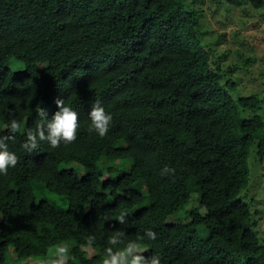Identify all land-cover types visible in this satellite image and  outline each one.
I'll list each match as a JSON object with an SVG mask.
<instances>
[{
    "label": "trees",
    "instance_id": "1",
    "mask_svg": "<svg viewBox=\"0 0 264 264\" xmlns=\"http://www.w3.org/2000/svg\"><path fill=\"white\" fill-rule=\"evenodd\" d=\"M201 37L190 0H0V135L12 119L35 130L36 108L51 118L57 99L80 118L76 141L56 149L26 153L24 132L8 141L19 163L0 175V264H40L65 242L68 264H102L116 231L145 229L157 239L143 255L161 264H264L245 200L252 161H264V91L240 82L255 58L225 64ZM96 101L113 116L104 138L87 130ZM35 183L66 205L37 198Z\"/></svg>",
    "mask_w": 264,
    "mask_h": 264
},
{
    "label": "rangeland",
    "instance_id": "2",
    "mask_svg": "<svg viewBox=\"0 0 264 264\" xmlns=\"http://www.w3.org/2000/svg\"><path fill=\"white\" fill-rule=\"evenodd\" d=\"M190 1L194 2L201 12L202 43L213 40L214 52L219 54L220 60L225 64L241 63L242 55L253 56L255 59L252 67L250 71L244 70L245 77H242L240 82L250 91L258 92L261 89L264 91L261 85L252 89L253 83L264 82V60L260 59L264 50V6L253 7L246 0H242L238 5L227 0ZM7 64L12 70L24 67L23 63L15 58H11ZM100 165L103 167L104 163ZM251 170V180L247 189L250 193L245 200L258 220V234L264 237V161L258 163L252 161ZM34 193L37 198L45 197L59 206L66 205L64 196L48 191L45 187H41L40 183L34 184ZM191 204H196L194 199L193 202L191 200ZM186 216V208H184L172 214L169 219H185ZM198 228L204 235L203 226L199 225Z\"/></svg>",
    "mask_w": 264,
    "mask_h": 264
},
{
    "label": "clouds",
    "instance_id": "3",
    "mask_svg": "<svg viewBox=\"0 0 264 264\" xmlns=\"http://www.w3.org/2000/svg\"><path fill=\"white\" fill-rule=\"evenodd\" d=\"M23 69V68H21ZM20 70V69H19ZM58 110L48 117V112L44 107L36 108V115L39 121L35 130L25 129L22 122L12 119L9 123L3 125L11 135H0V175L7 176L9 168H15L19 163V157L13 151L9 150L8 141L14 139L15 134L24 132L26 138L21 147L26 153H32L37 150L41 142H48L51 148L56 149L63 142L65 145L74 143L77 139L80 128L79 113L71 105L65 103V100L57 99ZM90 125L88 132H95L100 138L108 135L113 123V116L106 112L99 101H96L88 114ZM174 169L165 167L162 174L174 173ZM128 211L122 209L116 220L120 224L127 221ZM125 232L118 230L109 237V247L104 249L102 264H161L158 255H152L146 258L143 253L148 249L145 239L155 241L157 233L151 229H145L144 234L134 240L125 241ZM95 238H88V246L94 244ZM70 259V245L68 243H59L50 246L47 249L46 258L40 261V264H68Z\"/></svg>",
    "mask_w": 264,
    "mask_h": 264
}]
</instances>
